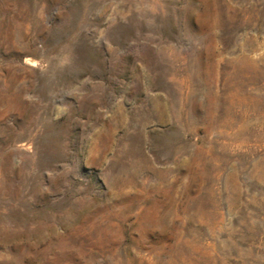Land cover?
Here are the masks:
<instances>
[{"label":"rangeland","instance_id":"rangeland-1","mask_svg":"<svg viewBox=\"0 0 264 264\" xmlns=\"http://www.w3.org/2000/svg\"><path fill=\"white\" fill-rule=\"evenodd\" d=\"M0 264H264V0H0Z\"/></svg>","mask_w":264,"mask_h":264}]
</instances>
